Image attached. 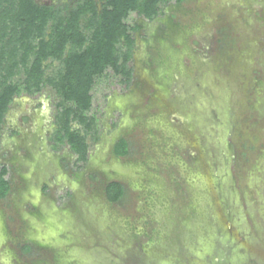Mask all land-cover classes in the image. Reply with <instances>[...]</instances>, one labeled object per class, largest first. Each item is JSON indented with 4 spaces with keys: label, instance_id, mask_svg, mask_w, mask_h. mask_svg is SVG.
<instances>
[{
    "label": "rangeland",
    "instance_id": "1",
    "mask_svg": "<svg viewBox=\"0 0 264 264\" xmlns=\"http://www.w3.org/2000/svg\"><path fill=\"white\" fill-rule=\"evenodd\" d=\"M33 1L64 15L81 0ZM158 10L124 20L129 81L111 68L94 78L86 162L55 140V89L28 94L23 72L12 78L0 264H264V0ZM62 68L52 61L45 74ZM121 139L125 156L114 154ZM113 181L125 190L114 204L104 195Z\"/></svg>",
    "mask_w": 264,
    "mask_h": 264
},
{
    "label": "trees",
    "instance_id": "2",
    "mask_svg": "<svg viewBox=\"0 0 264 264\" xmlns=\"http://www.w3.org/2000/svg\"><path fill=\"white\" fill-rule=\"evenodd\" d=\"M169 1L81 0L63 15L60 9L38 5L33 0H0V124L18 90L19 85L12 78L22 71V84L28 94L38 92L45 84L55 89L61 108L55 140L66 142L77 155V161L86 162L85 134L93 131V119L83 114L91 107L94 78L111 68L125 77L124 83L129 81L131 70L126 65L132 57L134 40L124 20L131 12L152 20L158 15V5ZM174 1L182 4L186 0ZM230 43L226 34L218 42L226 48ZM52 61L63 66L55 77L45 74ZM74 125H81L84 134ZM95 134L93 131V137ZM247 146L253 150L252 145ZM127 153V141L119 140L114 154ZM6 173L7 169L1 167L0 200L6 199L11 191L4 179ZM104 195L114 204L125 197V190L120 182L113 181L105 185ZM22 250L29 252L27 246Z\"/></svg>",
    "mask_w": 264,
    "mask_h": 264
}]
</instances>
